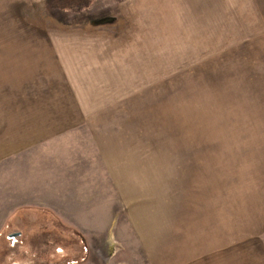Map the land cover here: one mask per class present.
Listing matches in <instances>:
<instances>
[{
    "label": "crops",
    "instance_id": "0c3cea01",
    "mask_svg": "<svg viewBox=\"0 0 264 264\" xmlns=\"http://www.w3.org/2000/svg\"><path fill=\"white\" fill-rule=\"evenodd\" d=\"M68 1L15 0L45 39L15 46L35 100L0 120V162L49 149L66 172L33 193L77 196L124 264H264V91L226 97V138L164 140V34L200 0Z\"/></svg>",
    "mask_w": 264,
    "mask_h": 264
},
{
    "label": "rangeland",
    "instance_id": "374dc122",
    "mask_svg": "<svg viewBox=\"0 0 264 264\" xmlns=\"http://www.w3.org/2000/svg\"><path fill=\"white\" fill-rule=\"evenodd\" d=\"M68 2L78 10L87 4ZM30 7L0 0V120L35 100L34 79L18 62L26 52L15 47L45 39V31L30 18ZM182 8L177 33L164 34V140L226 138L225 114L236 112L235 103L225 108L232 101L226 97L264 91V0H200ZM79 15L65 21H81ZM170 37L175 38L172 45L165 42ZM3 128L0 123V135ZM34 153H24L22 163L18 158L0 162V264H124L118 244L108 241L110 227L96 225L88 232L79 225L87 214L71 210L79 206L77 196H69L66 211L64 195L51 201L48 194L33 193L34 174L45 179L50 167L53 176L66 172L57 156L49 160V149L38 151L35 163ZM43 179L38 184L47 191ZM98 222L102 218L96 216ZM13 234L19 236L10 239Z\"/></svg>",
    "mask_w": 264,
    "mask_h": 264
},
{
    "label": "water",
    "instance_id": "95a60500",
    "mask_svg": "<svg viewBox=\"0 0 264 264\" xmlns=\"http://www.w3.org/2000/svg\"><path fill=\"white\" fill-rule=\"evenodd\" d=\"M18 236H19V234H13V235H10L9 238H10V239H15V238H17Z\"/></svg>",
    "mask_w": 264,
    "mask_h": 264
},
{
    "label": "built area",
    "instance_id": "2783aa9c",
    "mask_svg": "<svg viewBox=\"0 0 264 264\" xmlns=\"http://www.w3.org/2000/svg\"><path fill=\"white\" fill-rule=\"evenodd\" d=\"M116 254V251H114V255Z\"/></svg>",
    "mask_w": 264,
    "mask_h": 264
}]
</instances>
